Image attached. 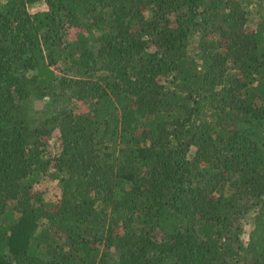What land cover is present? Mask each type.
<instances>
[{"label": "trees", "instance_id": "1", "mask_svg": "<svg viewBox=\"0 0 264 264\" xmlns=\"http://www.w3.org/2000/svg\"><path fill=\"white\" fill-rule=\"evenodd\" d=\"M0 264H264V0H0Z\"/></svg>", "mask_w": 264, "mask_h": 264}, {"label": "rangeland", "instance_id": "2", "mask_svg": "<svg viewBox=\"0 0 264 264\" xmlns=\"http://www.w3.org/2000/svg\"><path fill=\"white\" fill-rule=\"evenodd\" d=\"M43 4L42 3H35V4H32V5H29L28 6V10H29V12L30 13H34V12H36V11H39V10H41V9H43ZM37 107H38V104L36 105ZM39 108V107H38ZM55 149H56V147H55V144L54 143H51L50 144V147L48 148V151L50 152V153H55ZM45 199L46 200H54L55 199V196L53 195V194H51V193H48V195L47 196H45ZM94 232H96V231H93V233ZM100 231H98V232H96V235L97 236H99L100 235ZM102 234V233H101ZM94 235V234H93ZM93 235H91L90 234V236L88 237V235H86L88 238H90V239H93Z\"/></svg>", "mask_w": 264, "mask_h": 264}]
</instances>
